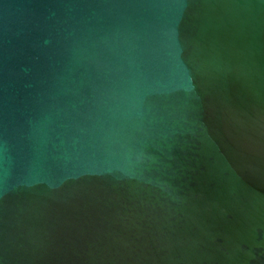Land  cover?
Returning a JSON list of instances; mask_svg holds the SVG:
<instances>
[{"label": "water", "instance_id": "water-1", "mask_svg": "<svg viewBox=\"0 0 264 264\" xmlns=\"http://www.w3.org/2000/svg\"><path fill=\"white\" fill-rule=\"evenodd\" d=\"M0 264H264V0H0Z\"/></svg>", "mask_w": 264, "mask_h": 264}]
</instances>
